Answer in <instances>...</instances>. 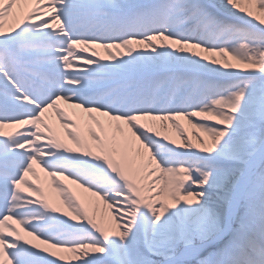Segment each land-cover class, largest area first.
Here are the masks:
<instances>
[{
	"label": "snow or ice",
	"instance_id": "1",
	"mask_svg": "<svg viewBox=\"0 0 264 264\" xmlns=\"http://www.w3.org/2000/svg\"><path fill=\"white\" fill-rule=\"evenodd\" d=\"M189 255L264 264V0H0V264Z\"/></svg>",
	"mask_w": 264,
	"mask_h": 264
},
{
	"label": "bare ground",
	"instance_id": "2",
	"mask_svg": "<svg viewBox=\"0 0 264 264\" xmlns=\"http://www.w3.org/2000/svg\"><path fill=\"white\" fill-rule=\"evenodd\" d=\"M99 51L102 52L103 50H99ZM181 123L185 124V126L187 127V122H186V121H182ZM5 131H6V132H8V131H13V132H14V131H16V129H5ZM200 135H203V134H200ZM193 142H194V141H193ZM30 179H31V178H30ZM65 183H67V181H65ZM70 187L75 188L74 185H70ZM76 190H77V191H81V190H79V189H76ZM46 193L50 194V195L53 197V199L51 200L52 203H54V204H56V205H59L61 208H63L62 203L59 201V194L56 193V192L54 191V189L51 187L50 182H49L48 185L46 186ZM84 195H85V196H88L89 199H91V200H95V199H96L95 197H91L90 194L85 193ZM101 209H102L104 212H107V214H108L109 216L111 215V213H110L109 210L103 208V204H101ZM63 210H64V211H67V209H63ZM17 227H18V226H17ZM193 256H194V255L186 256L185 259H186V260H189V259L192 258ZM72 259H73V262H74V261H75V257H72Z\"/></svg>",
	"mask_w": 264,
	"mask_h": 264
},
{
	"label": "rangeland",
	"instance_id": "3",
	"mask_svg": "<svg viewBox=\"0 0 264 264\" xmlns=\"http://www.w3.org/2000/svg\"><path fill=\"white\" fill-rule=\"evenodd\" d=\"M41 175H43V174H41ZM68 255H70V254H68ZM204 257H199V258H193V259H191V260H189V261H187L188 262V264H198V260L199 259H203ZM71 259H72V257H71ZM152 259H157V260H159V259H162V258H160V257H152ZM73 260V259H72Z\"/></svg>",
	"mask_w": 264,
	"mask_h": 264
}]
</instances>
